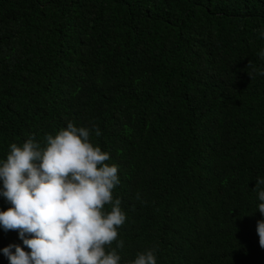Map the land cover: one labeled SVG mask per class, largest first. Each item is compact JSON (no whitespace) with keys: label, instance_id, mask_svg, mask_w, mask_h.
Masks as SVG:
<instances>
[{"label":"trees","instance_id":"16d2710c","mask_svg":"<svg viewBox=\"0 0 264 264\" xmlns=\"http://www.w3.org/2000/svg\"><path fill=\"white\" fill-rule=\"evenodd\" d=\"M262 28L264 0H0V159L95 125L118 166L121 264L151 248L157 264H264Z\"/></svg>","mask_w":264,"mask_h":264},{"label":"clouds","instance_id":"9594fccd","mask_svg":"<svg viewBox=\"0 0 264 264\" xmlns=\"http://www.w3.org/2000/svg\"><path fill=\"white\" fill-rule=\"evenodd\" d=\"M258 34L264 39V28ZM258 55L264 60V49ZM93 134L101 135L97 126L69 121L43 142L29 135L22 144L9 145L0 159V198L10 206L0 210V229L17 231L22 246L0 249L8 264H121L116 249L124 243L117 237L126 214L112 195L120 184L118 166L105 163L110 155L93 145ZM253 191L264 217V178L256 179ZM256 231L264 249V219ZM156 252L146 249L130 264H157Z\"/></svg>","mask_w":264,"mask_h":264}]
</instances>
